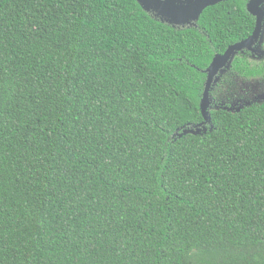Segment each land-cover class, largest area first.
<instances>
[{"label":"trees","instance_id":"obj_1","mask_svg":"<svg viewBox=\"0 0 264 264\" xmlns=\"http://www.w3.org/2000/svg\"><path fill=\"white\" fill-rule=\"evenodd\" d=\"M245 0L174 27L137 0H0V264H264V101L200 103ZM237 54L232 73L264 76Z\"/></svg>","mask_w":264,"mask_h":264},{"label":"water","instance_id":"obj_2","mask_svg":"<svg viewBox=\"0 0 264 264\" xmlns=\"http://www.w3.org/2000/svg\"><path fill=\"white\" fill-rule=\"evenodd\" d=\"M137 1L143 7L144 10L153 14L152 11H149V9L145 7L147 0ZM223 1L228 0H190L192 7L190 13L187 15L175 17H161L153 14V16L159 19L160 21L172 25L174 27L192 26L196 24L201 14L207 7L213 6ZM262 5H264V0H250L247 5V10L257 19L253 33L248 38L230 45L223 54L215 55L211 64L206 69L207 80L205 83V88L200 103L201 112L204 118L203 122L191 127H184L182 133H179V131H177L178 136H182L188 133L199 134L201 133L202 128H205L207 125L211 124L212 119L210 114V107L212 103V88L217 82L220 75L231 68L232 61L234 60L237 54L245 51H250L254 54L260 55L264 54V52L258 51V48L254 46L258 41L263 38L264 35V7H262ZM206 131L207 128H205L204 132Z\"/></svg>","mask_w":264,"mask_h":264},{"label":"rangeland","instance_id":"obj_3","mask_svg":"<svg viewBox=\"0 0 264 264\" xmlns=\"http://www.w3.org/2000/svg\"><path fill=\"white\" fill-rule=\"evenodd\" d=\"M257 48L262 51L264 45ZM211 99L210 110L225 108L229 111H238L252 103H260L264 101V76L244 78L227 70L214 84ZM191 126L194 125L188 127ZM207 127L208 125L205 128ZM205 128H202V131H205Z\"/></svg>","mask_w":264,"mask_h":264},{"label":"snow or ice","instance_id":"obj_4","mask_svg":"<svg viewBox=\"0 0 264 264\" xmlns=\"http://www.w3.org/2000/svg\"><path fill=\"white\" fill-rule=\"evenodd\" d=\"M145 7L154 15L175 17L189 14L192 6L190 0H147Z\"/></svg>","mask_w":264,"mask_h":264},{"label":"flooded vegetation","instance_id":"obj_5","mask_svg":"<svg viewBox=\"0 0 264 264\" xmlns=\"http://www.w3.org/2000/svg\"><path fill=\"white\" fill-rule=\"evenodd\" d=\"M245 1H246V8H247V5L250 2V0H245ZM262 7H264V5H262ZM254 18H255V25H256L257 19H256V17H254ZM263 45H264V35H263V38L260 41H258L254 46L258 47V46H263ZM258 51L264 52V50H262V51L258 50ZM245 52L248 53L247 56L252 61L257 62V63H264V54H262V55L254 54L250 51H245Z\"/></svg>","mask_w":264,"mask_h":264}]
</instances>
